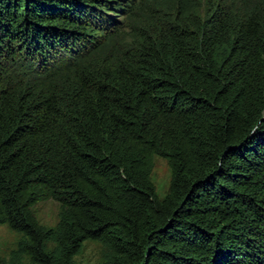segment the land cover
Instances as JSON below:
<instances>
[{"label":"trees","instance_id":"1","mask_svg":"<svg viewBox=\"0 0 264 264\" xmlns=\"http://www.w3.org/2000/svg\"><path fill=\"white\" fill-rule=\"evenodd\" d=\"M124 1L0 0V224L35 264L88 239L108 264H264V0L178 5L94 53ZM53 46L71 59L49 69Z\"/></svg>","mask_w":264,"mask_h":264},{"label":"rangeland","instance_id":"2","mask_svg":"<svg viewBox=\"0 0 264 264\" xmlns=\"http://www.w3.org/2000/svg\"><path fill=\"white\" fill-rule=\"evenodd\" d=\"M194 1L196 0H125L122 10H110L116 20V30L111 31L112 27L109 26L107 35L95 37L101 42L94 53L104 54L113 44L128 46L132 38L137 36L138 27L178 5L180 9L189 11ZM49 50L52 51L51 61L49 63L44 61V65L49 69L56 68L71 59V54L61 47L53 46ZM32 61L38 71H43L41 56ZM150 178L156 194L162 198L168 191L170 181V169L166 158L154 156ZM32 210L39 223L50 232L46 249L52 251L55 248L54 233L60 219L61 206L58 201L48 198L35 203ZM21 240H23L21 233L10 230L5 224H0V264H35L27 254L19 251ZM110 256L109 249L101 241L88 239L82 243L79 252L73 257V262L74 264H108Z\"/></svg>","mask_w":264,"mask_h":264}]
</instances>
